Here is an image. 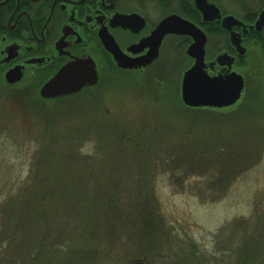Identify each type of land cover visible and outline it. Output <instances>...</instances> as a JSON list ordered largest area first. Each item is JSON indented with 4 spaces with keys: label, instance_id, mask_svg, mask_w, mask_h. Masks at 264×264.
Returning a JSON list of instances; mask_svg holds the SVG:
<instances>
[{
    "label": "rangeland",
    "instance_id": "1",
    "mask_svg": "<svg viewBox=\"0 0 264 264\" xmlns=\"http://www.w3.org/2000/svg\"><path fill=\"white\" fill-rule=\"evenodd\" d=\"M166 62L160 82L123 76L58 103L0 81V264H264L254 62L240 102L215 112L182 103ZM148 202L146 241L132 219Z\"/></svg>",
    "mask_w": 264,
    "mask_h": 264
},
{
    "label": "flooded vegetation",
    "instance_id": "2",
    "mask_svg": "<svg viewBox=\"0 0 264 264\" xmlns=\"http://www.w3.org/2000/svg\"><path fill=\"white\" fill-rule=\"evenodd\" d=\"M200 42L207 77L243 79L239 99L225 108L240 102L253 62L254 103L260 104L264 0H0V81L46 102L98 95L99 86L123 76L160 82L168 59L175 60L180 97L183 75L200 54L188 49ZM79 64L95 83L53 98L39 95L59 71ZM8 72L20 79L6 83Z\"/></svg>",
    "mask_w": 264,
    "mask_h": 264
},
{
    "label": "water",
    "instance_id": "3",
    "mask_svg": "<svg viewBox=\"0 0 264 264\" xmlns=\"http://www.w3.org/2000/svg\"><path fill=\"white\" fill-rule=\"evenodd\" d=\"M188 31H186L187 33ZM201 42L192 48L199 49L194 65L189 68L183 75L181 81L180 99L188 107H208V108H225L233 105L240 97L243 88V79L240 75H233L227 79L210 78L203 72L202 47ZM11 76H13L11 78ZM89 76H91L89 78ZM20 79L19 76L11 72L6 73V83H13ZM95 83V75L87 74L82 65L69 66L59 71L50 80L45 82L39 88V95L42 98H53L59 95H66L79 91L85 84ZM130 264H150L146 261L137 260Z\"/></svg>",
    "mask_w": 264,
    "mask_h": 264
},
{
    "label": "trees",
    "instance_id": "4",
    "mask_svg": "<svg viewBox=\"0 0 264 264\" xmlns=\"http://www.w3.org/2000/svg\"><path fill=\"white\" fill-rule=\"evenodd\" d=\"M180 104H181V102H180ZM204 109H207V108H204ZM211 109H213L214 112L217 111L216 108H211ZM211 109H208V110H211ZM118 161H120V160H118ZM115 163L116 162H114V165H115ZM152 204H153V202H151V204L149 203L150 207H148L147 209H146V207L143 208V204L139 205L141 212L139 211L140 209L138 211L140 212L139 217L142 219L141 224L137 225V222H135V218H136L135 214H133L134 219H132V231H134L137 235L139 233V236H141V237L146 236L147 237L146 241L148 238L155 239L158 237V234L156 232V226H155V224H156L155 217L157 219H158V217L156 216L157 214H156L155 209L153 208ZM26 210H27V208L23 205V209L20 213V216H18V218H16L17 219L16 221H18L19 223L15 227H17L19 230H22L24 228L23 224L25 223L27 216H28ZM135 212H137V210H135ZM131 216H132V214H131ZM155 234H156V237H152V235H155ZM4 240L9 241V242L11 240L10 234L6 233V231L0 235V242L1 241L3 242Z\"/></svg>",
    "mask_w": 264,
    "mask_h": 264
}]
</instances>
